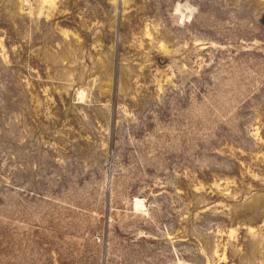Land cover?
<instances>
[{
    "label": "rangeland",
    "instance_id": "374dc122",
    "mask_svg": "<svg viewBox=\"0 0 264 264\" xmlns=\"http://www.w3.org/2000/svg\"><path fill=\"white\" fill-rule=\"evenodd\" d=\"M0 264H264V0H0Z\"/></svg>",
    "mask_w": 264,
    "mask_h": 264
}]
</instances>
